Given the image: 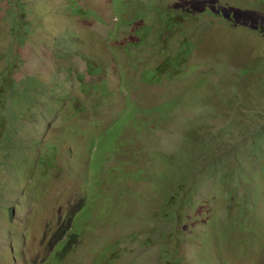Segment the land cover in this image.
Listing matches in <instances>:
<instances>
[{
    "label": "rangeland",
    "instance_id": "rangeland-1",
    "mask_svg": "<svg viewBox=\"0 0 264 264\" xmlns=\"http://www.w3.org/2000/svg\"><path fill=\"white\" fill-rule=\"evenodd\" d=\"M264 0H0V264H264Z\"/></svg>",
    "mask_w": 264,
    "mask_h": 264
},
{
    "label": "trees",
    "instance_id": "trees-1",
    "mask_svg": "<svg viewBox=\"0 0 264 264\" xmlns=\"http://www.w3.org/2000/svg\"><path fill=\"white\" fill-rule=\"evenodd\" d=\"M264 132V126L262 127V129H260V133Z\"/></svg>",
    "mask_w": 264,
    "mask_h": 264
}]
</instances>
